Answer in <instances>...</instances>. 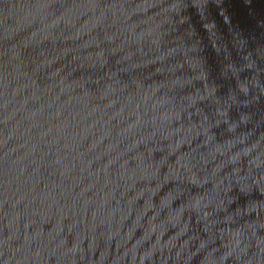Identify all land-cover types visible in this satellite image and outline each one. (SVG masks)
I'll return each mask as SVG.
<instances>
[{
    "label": "water",
    "instance_id": "water-1",
    "mask_svg": "<svg viewBox=\"0 0 264 264\" xmlns=\"http://www.w3.org/2000/svg\"><path fill=\"white\" fill-rule=\"evenodd\" d=\"M0 264H264V0H0Z\"/></svg>",
    "mask_w": 264,
    "mask_h": 264
}]
</instances>
